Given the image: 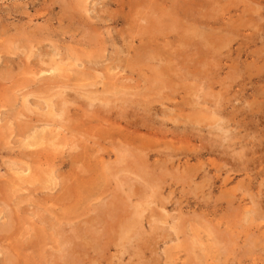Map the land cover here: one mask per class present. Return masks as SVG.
<instances>
[{
	"label": "rangeland",
	"instance_id": "obj_1",
	"mask_svg": "<svg viewBox=\"0 0 264 264\" xmlns=\"http://www.w3.org/2000/svg\"><path fill=\"white\" fill-rule=\"evenodd\" d=\"M122 1L0 0V264H264V0Z\"/></svg>",
	"mask_w": 264,
	"mask_h": 264
},
{
	"label": "bare ground",
	"instance_id": "obj_2",
	"mask_svg": "<svg viewBox=\"0 0 264 264\" xmlns=\"http://www.w3.org/2000/svg\"><path fill=\"white\" fill-rule=\"evenodd\" d=\"M120 1H122V0H120ZM129 1H130V0H129ZM132 1H133V0H132ZM132 1H131V2H132ZM136 1H137V0H136ZM142 1H143V0H142ZM177 1H178V0H176V2H177ZM179 1H180V0H179ZM179 1H178V2H179ZM185 1H186V0H185ZM191 1H192V0H191ZM122 2H123V1H122ZM122 2H118V3L121 4ZM133 2H134V1H133ZM137 2H138V1H137ZM143 2H144V1H143ZM143 2H142V3H143ZM160 2H162V1H160ZM166 2H167V1H166ZM166 2L164 1V3H166ZM181 2H182V1H181ZM187 2H188V1H187ZM187 2H186L185 4L188 5L190 1H189L188 3H187ZM200 2H202V1H200ZM229 2H231V1H229ZM140 3H141V1H140ZM144 3H146V2H144ZM144 3H143V4H144ZM153 3H154V2H153ZM164 3H162V4H164ZM168 3H171V2H168ZM123 4H124V3H123ZM132 4H133V3H132ZM136 4H137V3H136ZM136 4H135V5H136ZM143 4H142V5H143ZM185 4H184V8H183V5H180V3H179V5L181 6V9H182V10H181V11H182V15H183V13L186 14V12L183 11V9L186 8V7H185ZM202 4H204V3H202ZM224 4H225V3H224ZM128 5H129V4H128ZM128 5H127V6H128ZM138 5H139V4H138ZM153 5H154V4H153ZM158 5H159V4H158ZM173 5H174V4H173ZM179 5H178V6H179ZM187 5H186V6H187ZM190 5H191V4H190ZM192 5H193V3H192ZM192 5H191V6H192ZM194 5H195V4H194ZM197 5H198V4H197ZM117 6H118V4H117ZM133 6H134V5H133ZM149 6H150V5H149ZM162 6H163V5H162ZM164 6H165V4H164ZM169 6H170V4H169ZM169 6H168V7H169ZM202 6H203V5H201V6H199V7H202ZM205 6H206V5H205ZM205 6H204V7H205ZM64 7H65V6H64ZM122 7H123V6H122ZM128 7H129V6H128ZM143 7H144V6H142V8H143ZM146 7H147V6H146ZM146 7H145V8H146ZM150 7L152 8V6H150ZM150 7H147V8H149L148 10H150ZM166 7H167V6H166ZM170 7H171V6H170ZM170 7H169V8H170ZM68 8H69V7H68ZM125 8H126V7H125ZM134 8H135V7H134ZM134 8H133V9H134ZM139 8H140V5H139ZM153 8H154V7H153ZM164 8H165V7H164ZM177 8L180 9L179 7H177ZM177 8H176V9H177ZM128 9H129V8H128ZM130 9H131V8H130ZM158 9H161V8L158 7ZM165 9H166V8H165ZM176 9H174V11H175ZM178 9H177V10H178ZM186 9H187V8H186ZM190 9H191V7H190ZM196 9H197V8H196ZM86 10H87V9H86ZM122 10H123V9H122ZM125 10H126V9H125ZM135 10H137V9H135ZM154 10H156V8H154ZM170 10L173 11V7H172V9H170ZM187 10H188V9H187ZM202 10L205 11V8H202ZM128 11H129V10H128ZM139 11H140V10H139ZM141 11H142V10H141ZM146 11H147V10H146ZM151 11H153V9H151ZM168 11H169V10H168ZM107 12H108V11H107ZM131 12H132V13H135V12H133V11H131ZM148 12H149V11H148ZM163 12H164V11H163ZM163 12H162V13H163ZM166 12H167V11H166ZM166 12H164V13H166ZM188 12H189V11H188ZM199 12H201V11H199ZM199 12H198V13H199ZM127 13H128V12H127ZM152 13L155 15L154 12H152ZM152 13H151V14H152ZM158 13H159V12H158ZM160 13H161V12H160ZM162 13L159 14V16L157 15V16L159 17V19H160L161 15H163ZM174 13H176V12H174ZM174 13H173V14H174ZM255 13H256V12H255ZM129 14H130V17H131V13H130V12H129ZM136 14H137V13H136ZM138 14H139V13H138ZM166 14H167V13H166ZM169 14H170V15L172 14L171 11L169 12ZM169 14H168V15H169ZM180 14H181V13H180ZM180 14H179V17H180ZM185 14H184V15H185ZM188 14L192 15L191 13H188ZM195 14H196V12H195ZM127 15H128V14H127ZM182 15H181V16H182ZM190 15H186V16H188V17H187L188 19H189V16H190ZM200 15H201V14H200ZM101 16H102V15H101ZM128 16H129V15H128ZM137 16H138V15H137ZM137 16H136V17H137ZM139 16H142V15H139ZM147 16H149V15L147 14ZM147 16H144V17H145V21H144V23H146V21H148V20L146 19ZM164 16H166V15L164 14ZM172 16H173V15H172ZM172 16H168L169 18L166 20V25L164 24V25H165V28L167 27V24H168L167 22L171 23V22L174 20L173 17H175L176 19L178 18V17H176L175 15H174L173 17H172ZM177 16H178V15H177ZM201 16H203V15H201ZM130 17H129V18H130ZM151 17L153 18V16H151ZM154 17H155V16H154ZM162 17H163V16H162ZM182 17H183V16H182ZM152 18L149 17V19L153 20V22H154L155 18H157V17H155L154 19H152ZM187 18L184 16V19H186V21H187ZM190 18H191V16H190ZM126 19H127V17H126ZM137 19H138V18L135 19V17L133 18L134 21H138ZM161 19H162V18H161ZM170 19H173V20L170 22ZM176 19H175V21L172 22V25H173L174 22L177 21ZM178 19H179V18H178ZM181 19H182V18H181ZM181 19H179V20H180V23H181V21H183V20H181ZM212 19H213V18H212ZM128 20H129V19H128ZM131 20H132V19H131ZM133 20L130 21L129 23L131 24V22H134ZM141 20H142V18H141L139 21H141ZM151 20H149V22H150ZM162 20H165V17H163ZM162 20H161V21H162ZM206 20H207V19H206ZM206 20H205V21H206ZM126 21H127V20H126ZM161 21H160V22H161ZM186 21L184 20L185 23H186ZM188 21H190V20H188ZM141 22H142V21H141ZM141 22H140V23H141ZM153 22L151 21V22L149 23V25L152 24ZM156 22H157V20H156ZM156 22H155V24H156ZM164 22H165V21H164ZM178 22H179V21H178ZM184 22H183V23H184ZM197 22H198V21H197ZM201 22H202V21H201ZM201 22H200V23H201ZM203 22H204V21H203ZM203 22H202V24H204ZM212 22H213V21H212ZM134 23H136V22H134ZM140 23H139V24H140ZM188 23H189V22H188ZM190 23H192V22H190ZM132 24H133V23H132ZM132 24H131V25H132ZM141 24H143V22H142ZM160 24H163V23H160ZM174 24H175V23H174ZM181 24H182V23H181ZM186 24H187V23H186ZM202 24H201V26H202ZM135 25H136V24H135ZM135 25L133 26L134 28L137 26V25H136V26H135ZM157 25H158V24H157ZM157 25H156V27L159 29V26H157ZM170 25H171V24H170ZM170 25L168 26V27H169V31H168V33L171 32V31H170V28L172 27V25H171V27H170ZM182 25H183V24H182ZM187 25H188V24H187ZM189 25H190V24H189ZM139 26H140V25H139ZM139 26H138V27H139ZM147 26H148V25H147ZM161 26H162V25H161ZM176 26H177V25H175L174 28H177V30H179V32H180V29H181V28L179 29V28L176 27ZM184 26L186 27V25H184ZM203 26L205 27V24H204ZM133 27H132V28H133ZM140 27H141V26H140ZM143 27L145 28L146 25H145V26L143 25ZM151 27H152V26H151ZM153 27H154V24H153ZM153 27H152V28H153ZM168 27H167V28H168ZM182 27H183V26H182ZM188 27H189V26H188ZM134 28H133V29H134ZM147 28H148V27H147ZM163 28H164V27H163ZM174 28L172 27L171 29L174 30ZM189 28H190V27H189ZM149 29H151V28H149ZM137 30H140V28L136 29V31H137ZM144 30H145V29H144ZM160 30H161V29H160ZM163 30H164V29H163ZM177 30H176V32H177ZM185 30H187V29H185ZM189 30H190V29H189ZM192 30H193V29H192ZM192 30H191V31H192ZM197 30H198V29H197ZM42 31H43V30H42ZM134 31H135V30H134ZM155 31H156V30H155ZM157 31H158V30H157ZM182 31H183V30H182ZM182 31H181V32H182ZM142 32H143V31H142ZM148 32H149V30H148ZM148 32H145L144 34H147ZM174 32H175V30H174ZM176 32H175V33H176ZM188 32H189V31H188ZM194 32H195V31H193V33H194ZM25 33H26V32H25ZM135 33H136V32H135ZM137 33H138V31H137ZM139 33H140V31H139ZM157 33L160 34L159 31H158ZM163 33H165L164 35L166 36V32L164 31ZM171 33H172V32H171ZM171 33H170V35H172V37H173V34H171ZM175 33H174V34H175ZM186 33H187V32H186ZM189 33H190V32H189ZM193 33L188 34V36L191 35V34H193ZM202 33H203V32H202ZM141 34H142V33H141ZM150 34H151V33H150ZM176 34L178 35V32H177ZM109 35H110V34H109ZM136 35H137V34H136ZM147 35H148V34H147ZM154 35H156V34H154ZM181 35H182V34H181ZM184 35H185V34H184ZM186 35H187V34H186ZM186 35H185L184 37H186ZM199 35H200V34H199ZM138 36H139V35H138ZM141 36H143V34H142ZM148 36H151V35H148ZM159 36H160V35H159ZM159 36H158V37H159ZM161 36H162V34H161ZM203 36H205V35H203ZM208 36H209V35H208ZM217 36H218V35H217ZM112 37H113V36H112ZM144 37H145V36H144ZM146 37H147V36H146ZM156 37H157V36H151L150 38H148V37H147V38L150 39L152 42H157V41H155V40H156V39H155ZM175 37H176V36H175ZM178 37H180V36H178ZM190 37H192V36H190ZM194 37H195V36H194ZM29 38H30V37H29ZM114 38H115V37H114ZM133 38H134V37H133ZM136 38H137V37L135 36V39H136ZM139 38H140V37H139ZM139 38H138V39H139ZM167 38H168V37H167ZM181 38H182V37H180V43H182ZM199 38H200V41L203 42V41L205 40L206 37L204 38V40H203V39L201 40V37H200V36H199ZM96 39L98 40V38H96ZM126 39H127V38H126ZM129 39H130V37H129ZM135 39H134V40H135ZM162 39H163V38H162ZM164 39H165V38H164ZM164 39H163V40H164ZM191 39H193V38H191ZM94 40H95V39H94ZM100 40H101V38H100ZM117 40H118V39H117ZM132 40H133V39H132ZM132 40H131V41H132ZM136 40H137V39H136ZM150 40H149V41H150ZM158 40H159V39H158ZM177 40H178V39H177ZM184 40H185V39H184ZM186 40H188V39L186 38ZM193 40H195V39H193ZM193 40H191V41L188 40V42H189V41H190V42H193ZM95 41H96V40H95ZM126 41L128 42V40H126ZM126 41H125V42H126ZM137 41H138V40H137ZM161 41H162V40H161ZM174 41H175V43H176V40H175V39H174ZM125 42H124V43H125ZM129 42H130V41H129ZM135 42H136V41H135ZM141 42H142V41H140V43H141ZM177 42H179V41H177ZM149 43H150V42H149ZM161 43H162V42H161ZM172 43H173V42H172ZM184 43H185V41H184ZM197 43H199V42H197ZM203 43H205V42H203ZM143 44H144L143 46H146L145 43H143ZM151 44H152V43H151ZM154 44H156V43H154ZM166 44H167V43H166ZM201 44H202V43H200L199 46H200ZM130 45H131V43H130ZM140 45H141V44H140ZM148 45H150V44H148ZM158 45L160 46V41H159V44H157V46H158ZM173 45H174V44H173ZM181 45H182V44H181ZM181 45H180V46H181ZM189 45H190V43L188 44V46H189ZM202 45H204V44H202ZM127 46H129V45H127ZM131 46H132V45H131ZM136 46H137V45H136ZM151 46H153V45H151ZM157 46H155V49H157V48H156ZM168 46H169V45H168ZM177 46H178V44H177ZM177 46H176V48H177ZM183 46H184V47H183ZM183 46H181V48H182V47H183V48H186L185 51L189 48L186 44H185V45L183 44ZM119 47H120V46H119ZM138 47H139V46H138ZM138 47H137V49H139ZM190 47H191V46H190ZM133 48H135L134 45H133ZM171 48H172V47H171ZM178 48L180 49V47H178ZM178 48H177V49H178ZM200 48H201V47H200ZM140 49L142 50V47H141ZM140 49H139V50H140ZM143 49H144V47H143ZM150 49H151V48H149V52H151ZM173 49H175V48H173ZM173 49H172V50H173ZM201 49H202V48H201ZM130 50H131V49L129 48V51H130ZM141 50H140V51H141ZM152 50H153V49H152ZM181 50H183V52H184V49H181ZM199 50H200V49H199ZM203 50H204V49H203ZM140 51H139V52H140ZM142 51H143V50H142ZM145 51H146V49H145L143 52H145ZM154 51H155V50H154ZM154 51H153V52H154ZM188 51H189V50H188ZM188 51H187V52H188ZM200 51H201V50H200ZM200 51H199V52H200ZM133 52H135V54L137 53L135 49H134ZM143 52H140V53H141V54H140L141 57H140L138 54H137V55H134V56H135V57H136V56H139L140 58L143 59V61H145V60H147V59H148L147 61H150L149 58H148L149 56H147L148 53L146 52V57H147V58H146L145 55H144V57L142 56V53H143ZM157 52L159 53V51L156 50V53H157ZM160 52H161V51H160ZM175 52H176V51L174 50V53H175ZM181 52H182V51H181ZM183 52H182V53H183ZM189 52H190V51H189ZM191 52H192V51H191ZM128 53H129V52H128ZM166 53H167V51H166ZM170 53H171V52H170ZM170 53H168V54H170ZM172 53H173V52H172ZM172 53H171V54H172ZM178 53H179V50H178ZM178 53H175V54H178ZM202 53H203V52H202ZM204 53H205V52H204ZM133 54H134V53H133ZM133 54H132V55H133ZM143 54H144V53H143ZM153 54H154V53H153ZM153 54L151 53V54H149V55H150L151 57H153V56L155 55V54H154V55H153ZM163 54H164V52H163ZM163 54L161 53V55H159V56H162ZM168 54H166V56H167ZM175 54H174V55H175ZM179 54H181V53H179ZM187 54H188V53H187ZM189 54H191V53H189ZM164 55H165V54H164ZM172 55H173V54H172ZM182 55H184V54H182ZM45 56H46V55H45ZM55 56H56V55H55ZM71 56H72V55H71ZM166 56H165V58H166ZM177 56L179 57V59H178ZM177 56H172V58L174 59L175 57H177V59H178L179 62L183 61L182 59H180L181 56H179V55H177ZM187 56L189 57V55H187ZM205 56H206V55H205ZM46 57H47V56H46ZM169 57H171V55H170ZM191 57H192V56H191ZM137 58H138V57H137ZM137 58H133V60H132V58H131V60H132V61H134V60H136V61H140V60H139L140 58H138V59H137ZM144 58H145V60H144ZM163 58H164V57H163ZM167 58H168V56H167ZM183 58H185V55L183 56ZM192 58H193V57H192ZM61 59H63L62 62H64L65 59H64V58H61ZM61 59H60V62H61ZM150 59H151V58H150ZM153 59H154V57L152 58V60H153ZM161 59H162V58H161ZM170 59H171V58H170ZM175 59H176V58H175ZM175 59H174L173 62H177V61H175ZM177 59H176V60H177ZM188 59H189V58H188ZM71 60H72V59H71ZM71 60H70V61H71ZM77 60H78V59H77ZM156 60H157V59H154L153 62H155ZM163 60H164V59H163ZM171 60H172V59H171ZM180 60H181V61H180ZM184 60H186V59H184ZM200 60H202V58H201ZM200 60H199V61H200ZM54 61H55V60H54ZM66 61H67V60H66ZM68 61H69V60H68ZM70 61H69V62H70ZM123 61H124V60H123ZM127 61H129V60L127 59ZM159 61H160V60H159ZM58 62H59V61H58ZM69 62H67V63H69ZM89 62H90V61H89ZM89 62H87V63H89ZM95 62H96V61H95ZM134 62H135V61H134ZM169 62H170V61H169ZM179 62H178V63H179ZM183 62H184V61H183ZM187 62H188V61H187ZM67 63H65V65H66ZM70 63H71V62H70ZM82 63H83V62H82ZM92 63H93V61H92ZM130 63H131V62H130ZM146 63H147V62H146ZM146 63H144V64L147 65ZM45 64H46V63H45ZM48 64H49V63H48ZM75 64H76V63H75ZM85 64H86V62H85ZM93 64H95V63H93ZM96 64H97V63H96ZM125 64H126V63H125ZM127 64H128V63H127ZM148 64H149V62H148ZM150 64H151V63H150ZM150 64H149V66H150ZM162 64H163V63H162ZM199 64H200V63H199ZM49 65H50V64H49ZM49 65H47V66H49ZM68 65H70V64H68ZM76 65H77V64H76ZM166 65H167V64H166ZM187 65H188V64H186V67H187ZM42 66H43V65H42ZM57 66H58V65H57ZM57 66H56V67H57ZM66 66H67V65H66ZM73 66H74V65L72 64V67H73ZM178 66H179V65H178ZM178 66H177V67H178ZM67 67H68V66H67ZM95 67H96V66H95ZM118 67H119V66H118ZM186 67H185V68H186ZM38 68H39V67H38ZM52 68H54V67L52 66ZM58 68H59V67H58ZM69 68H71V67H69ZM108 68H109V67H108ZM121 68H122V67H121ZM146 68H147V67H146ZM171 68H173V67H171ZM171 68H170V69H171ZM188 68H189V65H188ZM188 68H187V70H188ZM34 69H35V68H34ZM40 69H41V68H40ZM64 69H65V67H64ZM71 69H72V68H71ZM88 69H89V71H90V68H88ZM94 69H95V68H94ZM111 69H112V68H111ZM166 69H167V68H166ZM176 69H177V68H176ZM178 69H179V68H178ZM50 70L52 71V69H50ZM50 70H49V71H50ZM66 70H68V69H66ZM86 70H87V69H86ZM91 70H92V69H91ZM109 70H110V69H109ZM53 71H54V70H53ZM69 71H70V70H69ZM92 71H94V70H92ZM152 71H154V69H153ZM164 71H165V70L162 69V72H163L162 74H163V75H164V73H167V72H168V71H167V72H164ZM34 72H36V71H34ZM61 72H62V71H61ZM83 72H84V71H83ZM110 72H111V70H110ZM158 72H159V71H158ZM160 72H161V71H160ZM160 72H159V73H160ZM179 72H180V71H179ZM159 73H158V74H159ZM34 74H35V73H34ZM36 74H38V72H37ZM86 74H87V72H86ZM86 74H85V75H86ZM156 74H157V72H155L154 75L156 76ZM158 74H157V75H158ZM59 75H60V74H59ZM82 75H83V74H82ZM159 75H160V74H159ZM195 75H196V74H195ZM55 76H56V75H55ZM106 76H107V75H106ZM106 76H105V77H106ZM108 76H109V75H108ZM155 76H153V77L155 78ZM151 77H152V76H151ZM162 77L164 78V77H166V76H161L160 78H162ZM173 77H174V76H173ZM157 78H158V77H157ZM163 78H162V79H163ZM167 78H168V76H167ZM176 78H177V76H176ZM183 78H185V77H183ZM106 79H107V78H106ZM149 79H150V78H149ZM185 79H187V78H185ZM46 80H47V79H46ZM46 80H45L44 82H46ZM103 80H104V79H103ZM103 80H102V81H103ZM153 80H154V79H153ZM49 81H50V79H49ZM49 81H48V82H49ZM102 81H101V82H102ZM148 81H149V80H148ZM165 81H166V80H164V83H167V82H168V81H166V82H165ZM50 82H52V81H50ZM50 82H49V83H50ZM104 82H105V81H104ZM161 82H162V81H160L159 83H161ZM169 82H170V81H169ZM169 82H168V83H169ZM110 83H112V82H110ZM44 84H47V83H44ZM97 84H99V83H97ZM162 84H163V82L161 83V88H162V87L165 88V87L167 86V84H165V85L163 84V86H162ZM48 85H49V84H48ZM100 85H101V84H100ZM159 85H160V84H159ZM92 86H95V88H97L96 85H93V84H92ZM101 86H102V85H101ZM103 86H104V84H103ZM164 86H165V87H164ZM55 87H56V86H55ZM57 87H58V86H57ZM67 87H69V86H67ZM86 87H88V86H86ZM58 88H59V87H58ZM64 88H66V87L64 86ZM62 89H63V87H62ZM62 89H61V90H62ZM67 89H68V88H66V90H67ZM89 89H90V88H89ZM152 89H153V88H152ZM66 90H65V91L63 90V91L66 92ZM115 90H116V89H115ZM142 90H143V89H142ZM38 91H39V90H38ZM59 91H60V90H59ZM71 91H72V90H71ZM89 92H90V91H89ZM97 92H98V91H97ZM104 92H106V90H105ZM128 92H129V91H128ZM28 93H29V92H28ZM57 93H58V95H59V92H56V94H57ZM90 93H94V92L91 91ZM100 93H101V92H100ZM102 93H103V92H102ZM113 93L115 94V92H113ZM119 93H120V92H119ZM62 94H63V92H60V96H61ZM87 94H88V93H87ZM98 94H99V92H98ZM121 94H122V93H121ZM121 94H120V95H121ZM127 94H128V93H127ZM130 94H131V93H130ZM25 95H26V94H25ZM25 95H24V96H25ZM30 95H33V94L31 93ZM85 95H86V94H85ZM85 95H82V96L84 97ZM88 95H89V94H88ZM105 95H106V94H105ZM110 95H111V94H110ZM137 95H138V94H137ZM54 96H55V95H54ZM60 96H58V97H59V98H62V97H63V96H62V97H60ZM67 96H68V95H67ZM82 96H81V97H82ZM116 96H117V95H116ZM122 96H123V95H122ZM27 97H28V96H27ZM27 97L25 96V98H27ZM88 97L91 98V95L88 96ZM98 97H99V96H98ZM106 97H107V96H106ZM112 97H114V96H111V98H112ZM129 97H130V96H129ZM55 98H57V97H55ZM55 98H54V102H55ZM63 98L65 99V95H64ZM89 98H88V99H89ZM102 98H103V97H102ZM138 98H139V96H138ZM196 98H198V97H196ZM50 99H51V98H49V101H47V102H48L47 105H49V106H51L49 103H51V101H53V99H52V100H50ZM57 99H58V98H57ZM57 99H56V102L58 101ZM67 99H69V97H67L65 101H61V100H60L61 102H60V103L58 102V103H59L58 106L55 104V106H57V108H55V109H53V107L51 108V109H53L54 111L57 109V112H56V111L54 112L53 110L50 109L51 112H52V111L54 112V113L52 112V113H53V117H52L53 119H54V118H55V119L57 118V120H59L58 117H59L60 119H63V117L66 115L65 113H66V112L68 113L69 107L72 106V102H71V105H69V102L67 101ZM71 99H72V98H71ZM112 99H113V98H112ZM73 100L76 101L75 99H73ZM93 100H94V99H93ZM107 100H108V99H107ZM128 100H129V99H128ZM27 101H28V99L26 100V102H27ZM71 101H72V100H71ZM108 101H109V100H108ZM113 101H114V100H113ZM115 101H116V100H115ZM115 101H114V102H115ZM89 102H90V104L92 105V102H91V101H89ZM93 102H94V103H95V102L97 103L96 100L93 101ZM103 102H104V103L106 102V101H104V98H103ZM133 103H134V102H133ZM25 104H26V103H25ZM73 104H74V102H73ZM80 104H82V103H80ZM102 104H103V103H101L100 105H102ZM106 104H107V103H106ZM110 104H111V103H110ZM114 104H115V103H114ZM53 105H54V104H53ZM80 106H84V105H80ZM85 106H86V105H85ZM103 106H104V104H103ZM136 106H137V105H136ZM72 107H73V106H72ZM75 107H77V105H75ZM93 107H94V104H93ZM93 107H92V108H93ZM138 108H139V107H138ZM146 108H147V107H146ZM72 109L74 110V107H73ZM72 109H71V110H72ZM75 109H76V108H75ZM81 109H82V108H81ZM84 109H86V107H85ZM93 109H94V108H93ZM104 109H105V108H104ZM116 109H117V108H116ZM127 109H128V108H127ZM50 110H49V111H50ZM71 110H70V111H71ZM86 110H89V109H86ZM102 110H103V109H102ZM106 110H107V109H106ZM106 110H105V111H106ZM93 111H94L95 114H96V112H97L98 110H97V111L93 110ZM169 111H170V110H169ZM78 112H79V111H78ZM86 112H88V111H86ZM89 112H90V110H89ZM94 112H93V113H94ZM100 112H101V111H100ZM106 112H107V111H106ZM108 112H110V111H108ZM213 112H214V111H213ZM75 113H76V112H75ZM90 113H91V112H90ZM90 113H87V114H90ZM97 113H98V112H97ZM171 113H172V111H171ZM48 114H49V112H48ZM68 114H69V113H68ZM73 114H74V113H73ZM78 114H79V113H78ZM81 114H82V113H81ZM100 114H101V113H100ZM220 114H221V113H220ZM83 115H84V114H83ZM90 115H92V114H90ZM115 115H116V114H115ZM120 115H121V114H120ZM66 116H68V115H66ZM73 116H74V115H73ZM78 116H80V115H78ZM127 116H128V115H127ZM50 117H51V115H50ZM52 118H51V119H52ZM67 118H68V117H67ZM72 118L75 119V117H72ZM79 118H81V117H79ZM102 118H103V116H102ZM109 118H110V117H109ZM215 118H216V117H215ZM218 118H219V117H218ZM51 119H50V121H52ZM83 119H84V117H83ZM83 119H82V120H83ZM90 119H91V118H90ZM220 119H221V118H220ZM78 120H79V119H78ZM86 120H87V119H86ZM118 120H119V119H118ZM216 120H217V119H216ZM218 120H219V119H218ZM48 121H49V120H48ZM83 121H84V120H83ZM88 121H89V120H87V123H88ZM91 121H92V119H91ZM91 121H90V122H91ZM64 122H65V121H64ZM76 122H77V120H76ZM45 123H47V120L45 121ZM54 123H56V122H54ZM57 123H60V122H57ZM83 123H84V122H83ZM132 123H133V122H132ZM132 123H131V124H132ZM219 123H220V122H219ZM65 124H66V123H64V125H65ZM88 124H89V123H88ZM91 124H92V123H91ZM128 124H129V123H128ZM128 124H127L126 126H128ZM131 124H129V126H132ZM44 125H48V124H44ZM54 125H55V124H54ZM56 125H58V124H56ZM82 125H83V124H82ZM66 126H67V125H66ZM68 126H69V125H68ZM85 126H86V125H85ZM218 126H219V125H218ZM55 127H56V126H55ZM62 127L64 128V126L62 125L61 128L59 127V129H63ZM70 127H71V126H70ZM94 127H95V126H94ZM119 127H120V126H119ZM220 127H221V124H220ZM65 128H66V127H65ZM87 128H88V127H87ZM87 128H85V129L87 130ZM121 128H123V127H121ZM129 128H130V127H129ZM129 128H128V129H129ZM131 128H132V127H131ZM72 129H73V128H72ZM75 129H77V128H75ZM80 129H81V128H80ZM85 129H84V131H85ZM125 129H126V128H125ZM125 129H124V130H125ZM219 129H220V128H219ZM223 129H224V128H223ZM63 130H64V129H63ZM117 130H119V129H117ZM65 131H66V129H65ZM70 131H71V129H70ZM79 131H80V130H79ZM122 131H123V130H122ZM129 131H130V130H129ZM221 131H224V132H225V130H222V129H221ZM77 132H78V131H77ZM117 132H118V131H117ZM42 133H43V132H42ZM81 133H82V132H81ZM107 133H108V132H107ZM107 133H106V134H107ZM123 133H124V132H123ZM44 134H45V133H44ZM76 134H77V133H76ZM76 134H74L75 137H77L80 133H78L77 136H76ZM101 134H103V133H101ZM111 134H112V133H111ZM111 134H110V135H111ZM42 135H43V134H42ZM118 135H119V134H118ZM131 135H132V134H131ZM103 136H105V135H103ZM116 136H117V135H116ZM119 136H120V135H119ZM119 136H118V137H119ZM122 136H123V135H122ZM126 136H127V135H126ZM44 137H45V136H44ZM44 137H43V138H44ZM48 137H49V136H48ZM89 137H90V136H89ZM113 137H114V136H113ZM36 138H37V137H36ZM38 138H39V136H38ZM38 138H37V139H38ZM40 138H41V137H40ZM40 138H39V139H40ZM46 138H47V137H46ZM77 138H78V137H77ZM126 138H127V137H126ZM90 139H91V138H90ZM44 140H47V139H44ZM41 141H42V139H41ZM107 141H108V140H107ZM152 141H153V140H152ZM44 142H46V141H44ZM119 142H120V141H119ZM128 142H129V141H128ZM116 143H117V141H116ZM116 143H115V144H116ZM41 144H42V143H41ZM65 144H66V143H65ZM120 145H124V144L122 143V144H120ZM129 145H130V144H129ZM112 146H113V145H112ZM136 146H137V145H136ZM81 147H82V146H81ZM119 147H121V146H119ZM122 147H123V146H122ZM122 147H121V148H122ZM134 148H135V147H134ZM125 149H126V147H125ZM100 150H101V149H100ZM119 150H120V149H119ZM121 150H122V149H121ZM42 151H43V150H42ZM82 151H83V149H82ZM114 151H115V150H114ZM137 151H138V150H137ZM87 152H88V151H87ZM117 152H118V151H117ZM142 152H143V151H142ZM46 153H47V152H46ZM88 153H89V152H88ZM115 153H116V152H115ZM123 153H124V152H123ZM147 153H148V152H147ZM107 154H108V153H107ZM118 154H120V152H119ZM120 155H121V154H120ZM88 156H89V155H88ZM97 156H98V155H97ZM116 156H117V155H116ZM133 158H134V157H133ZM120 159H122V158H120ZM87 160H88V159H87ZM97 163H98V162H97ZM120 163H121V162H120ZM98 164H99V163H98ZM95 166H96V165H95ZM88 167H90V166H88ZM96 169H97V168H96ZM81 170H82V169H81ZM92 170H93V169H92ZM133 170H134V169H133ZM97 171H98V170H97ZM107 171H108V170H107ZM82 172H83V171H82ZM91 172H92V171H91ZM53 173H54V172H53ZM97 173H98V172H97ZM82 174H83V173H82ZM117 175H118V174H117ZM21 177H22V176H21ZM25 178H26V176H25ZM118 179H119V178H118ZM32 181H33V180H32ZM132 181H133V180H132ZM135 181H136V179H135ZM30 182H31V181H30ZM129 182H130V181H129ZM124 183H126V182H124ZM30 184H31V183H30ZM26 185H27V184H26ZM97 185H98V184H97ZM132 187H133V186H132ZM117 193H118V192H117ZM130 193H131V192H130ZM128 195H129V194H128ZM107 201H108V200H107ZM110 203H111V202H110ZM112 204H113V202H112ZM135 204H136V202H135ZM101 205H102V204H101ZM101 205H99V207H100ZM103 205H104V204H103ZM136 206H137V205H136ZM136 206H135V205L133 206V204H132V207H136ZM64 208H66V207H64ZM64 208H63V209H64ZM67 208H68V207H67ZM110 209H111V208H110ZM137 209H140V207H138ZM108 210H109V209H108ZM65 211H66V210H65ZM103 211H104V210H103ZM137 211H138V210H137ZM108 212H109V211H108ZM106 214H107V213H106ZM108 214H109V213H108ZM135 214H137V213H135ZM95 215H97V214H95ZM141 216H142V213H141ZM132 217H133V216H132ZM135 217H136V215H135ZM139 217H140V216H139ZM141 218H143V217H141ZM94 219H95V218H94ZM134 219H135V218H134ZM102 221H103V220H102ZM137 221H138V220H137ZM96 222H97V221H96ZM141 222H142V221H141ZM160 222H161V221H160ZM125 223H126V222H125ZM139 223H140V222H139ZM165 223H167V222H165ZM132 224H133V223H132ZM163 224H164V223H163ZM167 224H168V223H167ZM125 225H126V224H125ZM165 225H166V224H165ZM97 226H98V225H97ZM127 226H128V225H127ZM10 227H12V226H10ZM117 227H120V226H117ZM128 227H129V226H128ZM136 227H138V226H136ZM132 228H133V227H132ZM127 229H128V228H126V230H127ZM98 230H99V229H98ZM134 230H135V228H134ZM173 230H174V229H173ZM60 231H61V228H60ZM124 231H125V230H124ZM100 232H101V231H100ZM125 233H126V232H125ZM122 234H123V233H122ZM127 234H128V233H127ZM127 234H126V235H127ZM99 236H100V235H99ZM124 236H125V235H124ZM124 236H122V238H123ZM127 237H128V236H127ZM125 238H126V237H125ZM125 238H124V239H125ZM62 241H63V240H62ZM65 243H66V242H65ZM117 245H118V244H117ZM115 246H116V245H115ZM122 248H123V247H122ZM64 249H65V248H64ZM14 250H15V249H14ZM19 255H20V254H19ZM73 260H74V259H73ZM15 262H16V261H15ZM74 264H75V263H74Z\"/></svg>",
	"mask_w": 264,
	"mask_h": 264
}]
</instances>
